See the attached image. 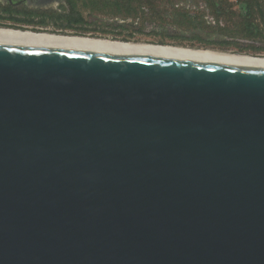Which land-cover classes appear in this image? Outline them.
<instances>
[{
	"label": "water",
	"instance_id": "1",
	"mask_svg": "<svg viewBox=\"0 0 264 264\" xmlns=\"http://www.w3.org/2000/svg\"><path fill=\"white\" fill-rule=\"evenodd\" d=\"M0 264H264V69L0 42Z\"/></svg>",
	"mask_w": 264,
	"mask_h": 264
},
{
	"label": "rangeland",
	"instance_id": "2",
	"mask_svg": "<svg viewBox=\"0 0 264 264\" xmlns=\"http://www.w3.org/2000/svg\"><path fill=\"white\" fill-rule=\"evenodd\" d=\"M83 1L84 5L80 8L81 24L77 30H73L75 28L65 30L64 27H61L64 28L62 31L49 34L222 53H235L242 50L244 53L250 54L256 52V48H264L263 17L261 22L257 16L253 17L257 20L254 22L255 27L261 30L259 35L262 39L257 42L259 44L240 42L243 32H239L237 23H242L240 20L245 6L237 3V0H228L231 3L230 8L220 2H212L208 5L209 3L205 0H152L151 3L149 2L150 4L142 2L140 5H134L131 10L134 11V15L130 17L124 15L129 10L124 2H121L120 9L114 8L111 11L105 7L106 0L101 2L92 0L97 2V9L89 15L83 7L85 4L90 7L91 1ZM257 5H260L264 10V0H257ZM109 12L114 14L111 15ZM61 18L65 20L63 19L64 21L60 23L70 25L69 19L73 17L61 16ZM223 21L226 22L227 28L221 27ZM52 27L50 25L49 29ZM54 28L59 27L54 26ZM256 32L247 33H251V37Z\"/></svg>",
	"mask_w": 264,
	"mask_h": 264
},
{
	"label": "flooded vegetation",
	"instance_id": "3",
	"mask_svg": "<svg viewBox=\"0 0 264 264\" xmlns=\"http://www.w3.org/2000/svg\"><path fill=\"white\" fill-rule=\"evenodd\" d=\"M90 7L85 4V10L88 12L87 14L91 15L97 9V2L90 0ZM103 0H100V2ZM210 5L212 2H217L222 5H225L230 8L231 3L228 0H205V2ZM105 7L108 10L115 8L114 0H106ZM245 6L242 12V19L238 24L239 32H243L240 42L243 43H255V45L259 44L262 38L259 33L261 32L258 27H255L254 22L257 21L253 17L257 16L259 22H261L264 18V10L261 9L260 5H257V0H237V3ZM126 3V2H124ZM100 4V3H99ZM127 4V3H126ZM84 5L83 0H0V30L5 31H30L36 33H46L62 31V29H73L77 30L78 26L81 24L80 16V8ZM111 12H109L110 14ZM260 13H262L260 15ZM114 13H111L113 15ZM61 16H71L73 18L69 19L70 25L62 24L60 22L64 21V18ZM263 17V18H262ZM64 19V20H63ZM225 21V20H224ZM222 22L221 27H226V22ZM52 25V29H49V26ZM57 26L59 28H54ZM64 27V28H61ZM64 30V31H65ZM235 30H237L235 28ZM256 32L251 37L254 39H250L251 33L247 32ZM73 37V36H72ZM246 37H250L249 39ZM234 40V39H233ZM238 41V40H237ZM115 42V41H114ZM239 42V41H238ZM264 42V41H263ZM136 43V42H134ZM259 52H252L250 54L244 53L242 50H238L235 53H229L233 55H245L251 56L255 58H264V48H256Z\"/></svg>",
	"mask_w": 264,
	"mask_h": 264
},
{
	"label": "bare ground",
	"instance_id": "4",
	"mask_svg": "<svg viewBox=\"0 0 264 264\" xmlns=\"http://www.w3.org/2000/svg\"><path fill=\"white\" fill-rule=\"evenodd\" d=\"M0 42H41L264 69V58L217 53L204 50L193 51L192 49L144 43L137 45L122 42L112 43L108 40L49 35L46 33H36L30 31L22 33V31L16 30H0Z\"/></svg>",
	"mask_w": 264,
	"mask_h": 264
},
{
	"label": "trees",
	"instance_id": "5",
	"mask_svg": "<svg viewBox=\"0 0 264 264\" xmlns=\"http://www.w3.org/2000/svg\"><path fill=\"white\" fill-rule=\"evenodd\" d=\"M121 2L127 3L129 10H127L124 15L130 17V16L134 15L133 14L134 11H131L134 5H136V4L140 5L142 2L150 4L152 2V0H114V6L116 9H120Z\"/></svg>",
	"mask_w": 264,
	"mask_h": 264
}]
</instances>
